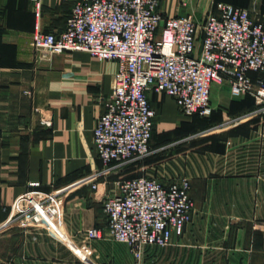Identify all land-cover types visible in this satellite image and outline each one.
Instances as JSON below:
<instances>
[{
	"label": "crops",
	"instance_id": "0c3cea01",
	"mask_svg": "<svg viewBox=\"0 0 264 264\" xmlns=\"http://www.w3.org/2000/svg\"><path fill=\"white\" fill-rule=\"evenodd\" d=\"M40 2L37 16L31 0H0V264H133L128 246L108 235L102 200L116 192L117 181L140 175L187 177L194 202L183 233L169 245L145 248L142 264H264V230L254 227L264 224V115L226 122L252 111L253 97L234 98L228 83H214L212 113L186 117L172 96L152 90L151 157L112 167L98 176L95 189L71 186L104 168L93 129L118 65L85 51L36 49L35 24L61 31L74 0ZM218 2L264 21V0H159V9L201 21ZM31 181L63 194L73 241L62 243L22 220L9 222L15 199ZM87 227L102 229L103 236L88 244Z\"/></svg>",
	"mask_w": 264,
	"mask_h": 264
},
{
	"label": "built area",
	"instance_id": "2783aa9c",
	"mask_svg": "<svg viewBox=\"0 0 264 264\" xmlns=\"http://www.w3.org/2000/svg\"><path fill=\"white\" fill-rule=\"evenodd\" d=\"M31 1L38 16L41 2ZM32 45L56 53L85 51L118 65L113 90L93 129L104 168L71 186L91 183L95 189L98 176L112 167L139 163L154 152L156 111L148 98L152 90L172 96L186 117L208 116L213 111L212 85L228 83L234 98L251 95L255 107L226 122L264 115V21L231 3L218 2L216 10L197 21L190 14L165 15L159 0H74L64 29L44 31L35 24ZM29 186L15 199L9 222L22 220L62 243L73 241L64 221L63 194L40 190L39 181ZM116 186L102 200L107 232L128 246L133 264H142L145 248L169 245L192 219L187 177L164 181L140 175ZM254 227L264 230L262 223ZM84 235L89 244L103 231L87 227Z\"/></svg>",
	"mask_w": 264,
	"mask_h": 264
},
{
	"label": "rangeland",
	"instance_id": "374dc122",
	"mask_svg": "<svg viewBox=\"0 0 264 264\" xmlns=\"http://www.w3.org/2000/svg\"><path fill=\"white\" fill-rule=\"evenodd\" d=\"M254 16V15H253ZM254 17H256V16H254ZM257 18V17H256ZM188 141V140H187ZM187 141H186V143H187ZM149 157H151V156H149ZM149 157H147V158H149ZM163 157V156H162ZM178 178H181V177H178ZM177 178V179H178ZM172 180H175V179H172ZM171 181V180H170ZM256 224V223H255ZM255 224H254V226H255Z\"/></svg>",
	"mask_w": 264,
	"mask_h": 264
},
{
	"label": "trees",
	"instance_id": "16d2710c",
	"mask_svg": "<svg viewBox=\"0 0 264 264\" xmlns=\"http://www.w3.org/2000/svg\"><path fill=\"white\" fill-rule=\"evenodd\" d=\"M236 6H238V5H236ZM241 7V6H240Z\"/></svg>",
	"mask_w": 264,
	"mask_h": 264
}]
</instances>
